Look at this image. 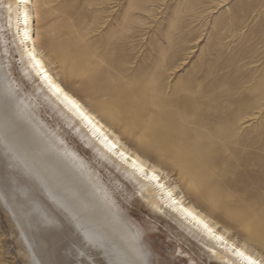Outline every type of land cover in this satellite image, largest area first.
Masks as SVG:
<instances>
[{
	"label": "rangeland",
	"instance_id": "374dc122",
	"mask_svg": "<svg viewBox=\"0 0 264 264\" xmlns=\"http://www.w3.org/2000/svg\"><path fill=\"white\" fill-rule=\"evenodd\" d=\"M34 9L37 46L63 83L200 209L264 244V0H34ZM6 62L18 88L34 92L17 54ZM38 107L142 229L152 264H209ZM0 264H22L1 210Z\"/></svg>",
	"mask_w": 264,
	"mask_h": 264
},
{
	"label": "bare ground",
	"instance_id": "6f19581e",
	"mask_svg": "<svg viewBox=\"0 0 264 264\" xmlns=\"http://www.w3.org/2000/svg\"><path fill=\"white\" fill-rule=\"evenodd\" d=\"M36 18L34 0H0V210L21 263L152 264L151 254L142 241V229L120 210L113 191L99 172L96 173L90 163L68 145L57 129L50 128L41 118L38 106L42 103L103 162L99 163L108 173L112 187L117 189L127 182L130 198L135 196L156 216L167 220L165 227L177 240L191 245L209 264L212 261L215 264H247L198 231L179 211H173L170 192L188 208L209 215L187 198L160 167L124 142L50 69L37 46ZM24 47L35 49L37 59L56 83L103 124L109 139L118 141L117 151L139 155L150 166L160 169L159 184L163 187L140 179L138 175L134 177L131 160L129 166H125L92 139L87 128L70 117L30 66ZM10 52L17 54L23 75L35 86L34 92L25 94L10 77L6 62ZM175 152L181 160L179 163L186 167L191 164L192 160L184 155V148ZM220 225L218 233L224 231V226ZM228 239L245 255L264 264L263 243L256 244L251 238L232 232Z\"/></svg>",
	"mask_w": 264,
	"mask_h": 264
},
{
	"label": "snow or ice",
	"instance_id": "6c2138e0",
	"mask_svg": "<svg viewBox=\"0 0 264 264\" xmlns=\"http://www.w3.org/2000/svg\"><path fill=\"white\" fill-rule=\"evenodd\" d=\"M27 39L28 37L25 36V40ZM23 51L32 69L37 72L38 76L42 77L51 96L58 104L63 106L71 118L78 120L82 126L88 129L92 139L98 141L112 156L121 160L125 166H129L128 162L131 160L130 168L134 177L138 175L140 179L151 180L156 182L157 186L163 187V185L159 184V181L162 179L159 174V168L150 166L149 163L142 160L139 155L129 154L125 150L117 151L118 141L110 140L108 135L103 131V124H101L100 121L78 100L69 95L58 83H56L44 69L43 64L37 59L35 49L28 50L27 47H24ZM169 198L172 201L173 211H179L183 219L191 222L198 231H202L203 234L217 241L226 252L240 257L247 261V264H261L260 261L253 260L251 257L245 255L235 243L229 242L228 237L231 235V232L228 230L227 226H224V231L222 233H218L217 229L221 228V225L217 224L209 215H205L203 212L196 209L188 208L184 205L182 200H178L171 192L169 193ZM89 238H91V236ZM81 264H83V261H81ZM147 264H150V262H147Z\"/></svg>",
	"mask_w": 264,
	"mask_h": 264
}]
</instances>
